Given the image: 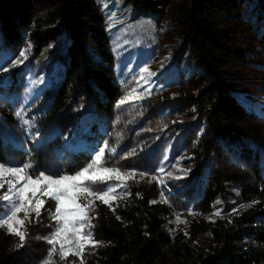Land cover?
<instances>
[{
    "label": "rangeland",
    "instance_id": "374dc122",
    "mask_svg": "<svg viewBox=\"0 0 264 264\" xmlns=\"http://www.w3.org/2000/svg\"><path fill=\"white\" fill-rule=\"evenodd\" d=\"M91 1L102 19L112 83L120 96L105 112L94 95H84L73 84L64 106L51 116L49 104L63 81L70 43L69 28L55 15L59 4L30 0V23L17 27L20 41L14 46L3 41L1 31L7 20L16 21V0H0V165H28L27 174L33 178L40 173L72 175L92 163L108 142L100 167L135 175L123 181L126 187H116L111 206L95 201L89 212L93 226L85 231L100 244L85 248L84 264L94 261L106 245L97 232L100 208H131L143 192L162 208L159 217L171 239L164 259L156 264H170L173 253L183 254L184 246L208 252L211 236L198 225L250 207L238 197L240 189L259 183L254 169L264 183V47L259 35L264 0H213L208 5L205 17L223 47L214 52V61L196 51L182 23V0ZM31 31L43 39L38 53ZM87 49L99 60L92 44ZM22 51L27 59L16 63ZM217 82L225 83L228 99L242 113L240 121L227 124L210 117L211 88ZM218 174L228 178L227 203L219 200L204 214L200 200L210 178ZM120 184L115 178L107 182ZM95 187L105 190L106 185ZM6 190L5 183L0 195ZM41 199L46 203L39 218L31 213L20 229L23 243L6 226L0 227V256L20 254L24 264L48 260L52 245L47 241L59 225L49 215L54 202ZM5 204L0 201V210L10 208ZM177 215L186 223H176ZM56 248L52 264H80L74 255L61 260L59 245Z\"/></svg>",
    "mask_w": 264,
    "mask_h": 264
},
{
    "label": "trees",
    "instance_id": "16d2710c",
    "mask_svg": "<svg viewBox=\"0 0 264 264\" xmlns=\"http://www.w3.org/2000/svg\"><path fill=\"white\" fill-rule=\"evenodd\" d=\"M182 2V23L196 51L200 57L214 61V52L223 47L218 44L219 36L205 17L213 0ZM15 3L16 21L7 20L1 31L3 41L14 46L20 41L17 27H27L32 17L30 0H16ZM57 3L55 15L69 28L70 43L63 81L49 104L50 115L54 116L64 106L73 84H78L84 95H94L99 109L108 112L120 92L112 83V57L104 45L105 33L99 11L91 0H57ZM259 35L264 47V25ZM30 37L38 53L43 39L36 31H31ZM87 44L93 45L99 60L90 56ZM226 92L225 83L217 82L211 88L213 101L209 115L215 121L233 124L241 120L242 113ZM254 173L259 183L240 189L237 196L243 202H250V207L198 225L208 230L212 249L192 252L184 246L183 254L173 253L170 264H264V183L257 170L254 169ZM227 179L222 174L210 178L200 200L202 213H209L219 200L227 203ZM226 209L228 211V207ZM161 212V207L150 203L146 192L135 199L131 208H119L114 212L100 208L97 232L106 245L100 255L87 264H156L164 259L171 239L163 228ZM0 264H24V260L20 254H5L0 256Z\"/></svg>",
    "mask_w": 264,
    "mask_h": 264
},
{
    "label": "snow or ice",
    "instance_id": "6c2138e0",
    "mask_svg": "<svg viewBox=\"0 0 264 264\" xmlns=\"http://www.w3.org/2000/svg\"><path fill=\"white\" fill-rule=\"evenodd\" d=\"M20 57L22 59L16 63H22L27 59L24 51L20 53ZM145 72L147 73L148 70L145 69ZM125 102L122 100L121 104ZM17 115L19 116L20 113ZM106 149H109L108 142L99 148L92 163L72 175L52 176L40 173L33 178L27 174L28 165L22 168H5L0 165V181H3L0 182V189L5 187V183L7 184V190L3 195H0V201L6 202L5 208L10 205L7 211L0 210V227L6 226L8 232L18 236L23 243L25 234L20 229L30 218L31 213H35V216L39 218L41 209L46 203L41 197H47L55 205L54 212L50 211L49 215L59 226L47 241L52 245V248L45 264H52V255L57 252L56 245H59L61 260H66L69 255H74L79 258L80 264H84L85 248L89 245L97 247L100 244L99 241L92 238L90 230L85 231L93 226L91 223L93 217L89 215V212L95 201L99 200L105 205L111 206V203L117 199V196L114 195L116 187H126L123 181L132 179L135 175V173H121L119 169L100 167ZM110 151L115 153L116 148L113 147ZM159 171L163 173L164 169L161 168ZM144 175L141 173L142 177ZM167 175L171 176L172 173L169 172ZM113 178L121 181V184L118 186L107 185V182ZM153 179L158 178L153 177ZM159 182L163 183V180L160 179ZM100 183L106 185L105 190L95 187ZM161 195L163 196V192ZM81 199L84 200V203L80 202ZM164 202L167 200L165 199ZM19 213H24L23 218L19 216ZM190 214L192 213L190 212ZM216 214L219 215V212ZM176 223H186V221H182L181 217L177 215Z\"/></svg>",
    "mask_w": 264,
    "mask_h": 264
}]
</instances>
